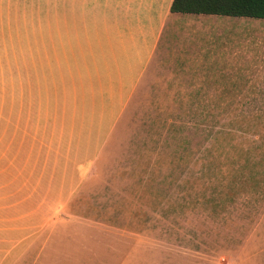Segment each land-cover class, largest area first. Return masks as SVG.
<instances>
[{
    "label": "rangeland",
    "instance_id": "obj_1",
    "mask_svg": "<svg viewBox=\"0 0 264 264\" xmlns=\"http://www.w3.org/2000/svg\"><path fill=\"white\" fill-rule=\"evenodd\" d=\"M94 1L0 0V264H264V76L164 41L122 93L125 13Z\"/></svg>",
    "mask_w": 264,
    "mask_h": 264
},
{
    "label": "crops",
    "instance_id": "obj_2",
    "mask_svg": "<svg viewBox=\"0 0 264 264\" xmlns=\"http://www.w3.org/2000/svg\"><path fill=\"white\" fill-rule=\"evenodd\" d=\"M82 1L83 5L95 2ZM173 1L116 0L117 9L125 13L124 23L129 28V37L123 46L124 55L115 60L122 93L134 91L164 41L168 47L163 58L172 63L178 62L179 66L184 63L192 70H213L205 74L210 76L218 75L217 70H225V76L234 77L236 72L252 67L258 72L253 76H264L260 73L264 70V58L260 57L256 65L253 61L256 55L249 47L251 42L244 40L243 36L239 37L243 29L248 33L264 32L262 22L253 20L255 18L221 19L217 18L218 15L172 13ZM126 14H130L128 20Z\"/></svg>",
    "mask_w": 264,
    "mask_h": 264
},
{
    "label": "trees",
    "instance_id": "obj_3",
    "mask_svg": "<svg viewBox=\"0 0 264 264\" xmlns=\"http://www.w3.org/2000/svg\"><path fill=\"white\" fill-rule=\"evenodd\" d=\"M171 12L264 19V0H174Z\"/></svg>",
    "mask_w": 264,
    "mask_h": 264
}]
</instances>
